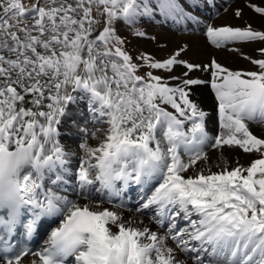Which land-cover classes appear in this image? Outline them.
<instances>
[{"label": "snow or ice", "instance_id": "snow-or-ice-1", "mask_svg": "<svg viewBox=\"0 0 264 264\" xmlns=\"http://www.w3.org/2000/svg\"><path fill=\"white\" fill-rule=\"evenodd\" d=\"M200 3L0 0V264H22L29 255L36 257L30 264H264V138L248 126L264 125V58L246 57L257 66L247 72L215 59L188 63L183 49L163 61L148 54L134 61L117 34L118 22L134 27L157 15L198 25ZM249 6L264 16V7ZM133 34L145 35L139 28ZM206 35L217 48L264 42V31L250 24L209 26ZM257 51L264 57V47ZM178 64L211 79L171 75ZM145 67L169 75L138 74ZM202 83L218 102L215 137L190 97L191 86ZM78 101L86 102L93 129H79L83 155L74 169L75 153L59 129ZM97 133L104 139L92 147L88 139ZM205 146L259 158L205 174L195 168L207 160ZM132 189L135 211L162 234L101 207H124ZM46 226L40 250L12 243L18 230L31 239Z\"/></svg>", "mask_w": 264, "mask_h": 264}, {"label": "bare ground", "instance_id": "bare-ground-1", "mask_svg": "<svg viewBox=\"0 0 264 264\" xmlns=\"http://www.w3.org/2000/svg\"><path fill=\"white\" fill-rule=\"evenodd\" d=\"M221 2V1H220ZM245 1H237V0H224V3L222 6H218V0H207V3L202 5V1L200 6L202 7V10H205L208 14H210L213 17V20L211 21L212 27H219V26H233V27H245L246 25H251L254 29L264 31V16H261V14L256 13L252 7L249 5L255 4L257 6L264 7V0H255L251 2L248 6L244 4ZM241 11V16L237 17L235 15L236 10ZM217 13H220L217 15ZM216 16H215V15ZM199 15V13H198ZM197 15V16H198ZM199 20L203 22L204 20L202 17L198 16ZM171 21H168L169 23H173L174 20L170 19ZM178 20V19H177ZM149 22V21H148ZM149 24V23H147ZM168 25V23H167ZM179 23L175 21L173 23V27H177ZM205 25V24H204ZM179 27V26H178ZM181 27V26H180ZM204 27V26H203ZM169 29H171V26L168 25L166 28L162 24H158L156 26V41H164L165 47L160 48L157 46L152 45L149 41L146 40V47L148 49L156 54H165V52L172 53L173 51H179L183 49L180 55V59L183 61H186L188 63L192 64H199L201 66L210 63L212 59H215L218 63L221 65L229 68L230 70H245L252 68L254 66L251 63L250 59H258L260 58V54L257 51V47L259 46L260 42H243L241 50H239L237 53L236 51H227L225 47L217 48L215 45L211 43V41L208 39L207 35L204 34V36L196 34V33H174L171 32ZM179 29V28H178ZM198 29V28H197ZM147 32V31H146ZM179 32V31H178ZM159 42V43H160ZM236 53V54H235ZM173 54V53H172ZM218 58V59H217ZM262 58V57H261ZM221 59V60H220ZM186 68V67H185ZM179 70L177 71L179 75L183 76V73H185L187 70ZM176 72V71H175ZM188 77L192 79H199L201 81L208 80L210 81L211 75L210 72L204 71L202 69H194L192 71H188ZM211 88L209 84L206 83V86L204 85H193L191 86V93L190 97L191 99L197 103L199 108L204 111L205 108H210L215 106L214 113L212 111V116L207 117L206 116V130L209 132V135L211 137H215L221 130L219 129V120L217 118V112H218V102L215 99L214 92L207 90ZM206 102H209L205 105ZM77 105H81L82 110L77 111L76 107ZM172 110V109H171ZM208 111V110H207ZM69 116L74 115V117L77 118H83L84 122L89 121V114L88 109L86 106L85 101H78L74 105H70L69 107ZM66 121H63L62 127L59 129V131L62 133V135L59 137L62 144L66 146V150H71L75 153V156L72 158L70 167L76 168L78 166V163H75V158H80L83 153L81 150L75 149L73 147H70L68 145V141H72L65 139L64 132H68V134H71L73 136H79L83 137V133L80 132V127H87L89 130L93 129V125L91 122L86 123V125H82L80 122H69V125L71 128H68L66 126ZM68 124V123H67ZM79 126V127H77ZM248 126L250 131L257 137L263 138L264 137V125L248 122ZM80 139V138H79ZM104 139V136L102 135L100 138H98L99 143L101 140ZM98 144L93 145L96 147ZM204 152L207 155V160H200L198 161L197 165L195 166L196 170L203 169L205 171V174H207L208 168H211L212 172H216L220 170L223 166H225L226 160L221 161L219 158L222 156H228L230 160L226 163L229 169L236 166V162L238 161L240 165L242 166H250V163L253 159L259 158V155L256 153H244L241 149L238 147H232L229 148L227 146L223 148H212L211 146H205ZM223 164V165H222ZM217 165V168H215ZM193 169H189V174L192 173ZM187 175V174H186ZM131 195L133 198V203L130 204L128 208L125 207H117L112 203L109 204H103L101 207H107L109 210L116 211L124 216V218L127 220L131 217H137L138 219L143 220V224L140 225V227L148 226L153 231H159L161 234L163 233V229H158L155 224H153L150 221L149 215H140L135 211L134 204L137 203L136 196L137 192L135 189L130 190L128 195ZM126 202V200H124ZM81 203H89L92 202L81 200ZM46 237V236H44ZM168 246L175 247L171 240L167 241ZM178 259H186L184 257V254L179 252L177 250L176 252ZM36 259L34 256H27L22 260V264H30V262ZM187 264H192L191 260H187Z\"/></svg>", "mask_w": 264, "mask_h": 264}, {"label": "rangeland", "instance_id": "rangeland-1", "mask_svg": "<svg viewBox=\"0 0 264 264\" xmlns=\"http://www.w3.org/2000/svg\"><path fill=\"white\" fill-rule=\"evenodd\" d=\"M201 1H202V5H204L203 0H201ZM237 1H245L244 4L246 6H248L251 2H253L255 0H237ZM24 2L26 4H28V3H31V0H24ZM218 3H221L219 6H222L223 3H224V0H219ZM204 11L205 10H202V7L201 6L198 9H195V14L198 15V13H199L198 16L202 17V19L204 20L203 22L200 21V23L198 25L197 24H194V23H191V22H188V21H184L182 23H179V25H177V27L174 28L173 27V23H175V21H173V23H169L168 21H171L169 19L168 21L165 22L164 20H162V18L159 15H157L153 19H145V18H142L141 21H140V23L138 25L134 26V27H129V26L125 25L123 22H118L117 25H116V27H117V34L125 38L124 49L129 54L132 55L134 61L136 60V58L138 56H140L142 54H148V55H151L154 60L163 61L164 59L170 58L171 54L174 53L175 51H173L172 53L171 52L170 53L165 52V54H162V55L156 54V53L150 51L148 49V47H146V43H145L146 40H147V41H149L154 46H157V47H160V48L165 47V43L166 42H164V41L160 42L159 41L160 42L159 43L158 41H156V38H157L156 37V33H155L156 26L158 24H162V25H164L167 28L168 25H170L171 26V29H169V30L171 32H174V33H176V32L177 33H180V32L181 33H188V32L191 33L192 32V33H196V34H199L201 36L202 35L204 36V34H206L207 27L212 26L213 23L211 21L213 20V17H214L213 15H212L213 16L212 17L210 14H208L206 11L205 12ZM219 14L220 13H217V15H219ZM177 19L179 20V17H177ZM147 23H149V24H147ZM167 23H168V25H167ZM135 28H139L140 31H142V32L145 33V35H143V36L134 35L133 33H134ZM241 47H242V44L241 43H236V44L230 45L229 47H225V49L227 51H229V50H231V48H236L239 51V50H241ZM262 47H264V42H260L259 43V46L257 47V50L259 48H262ZM238 51H236V53ZM262 58H264V57H262ZM184 68H185V66L183 64H178V65L174 66V68H173V70H172V72L170 74L173 75V76H180V77H182V75H179L177 71H179V70H183L184 71ZM185 70L188 71L187 68H185ZM256 70H257V66L254 65V66H252V68L245 69V70H240V71L247 72V71H256ZM145 71H152L154 75H164V76L169 75V73L164 72V70H153V69H147L146 67H145V69L141 73H138V74H143V72H145ZM205 81H208V80L205 79ZM170 83L171 84H173V83L176 84V83H178V81H171ZM200 85H204V87H205L206 86V83H202ZM207 90H210V91L213 92V90L211 88H209ZM207 103H209V102H206L205 105ZM82 107L83 106H81V105H77L76 110L77 111H81L82 110ZM169 109H170V111H172L171 108H169ZM206 110H208V111H206ZM210 111L214 112L215 111V106L214 107H211V109L210 108H205V113H207V116H210L211 115V112ZM65 120H68V121H66V126H68V128H71L72 127V126L70 127L69 122H74V121L76 123L77 122H80L81 123V126H82V124L86 125V123L84 122V119L83 118H77V117H74V115H70V116L68 115L65 118ZM77 127H79V126H77ZM64 134L67 136V137L64 136L65 139H68V138L70 140L72 139V141H68L67 142L70 147H73L75 149L81 150L80 147H79V144L81 143L83 137L73 136L71 134H68V132H64ZM97 136L100 138L102 135L100 133H97ZM258 138H260V137H258ZM88 143H89L90 146L94 147L93 145L98 144L99 143V140L98 139H91V138H89L88 139ZM219 159L221 161L226 160L227 162L230 160V158L228 156H222ZM74 162L75 163L79 162V158H75V161ZM215 168H217V165H216ZM136 204L137 203L134 204V208H135Z\"/></svg>", "mask_w": 264, "mask_h": 264}]
</instances>
